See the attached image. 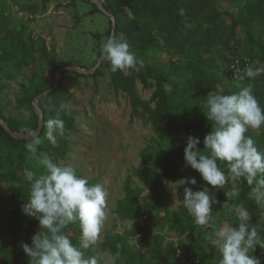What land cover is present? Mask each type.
Listing matches in <instances>:
<instances>
[{
	"label": "trees",
	"instance_id": "1",
	"mask_svg": "<svg viewBox=\"0 0 264 264\" xmlns=\"http://www.w3.org/2000/svg\"><path fill=\"white\" fill-rule=\"evenodd\" d=\"M47 1L42 0L43 8L46 7ZM219 1L105 0L103 4L104 8L116 18L117 34L127 39L131 46L130 51L135 53L138 61L143 65L139 71L113 73L108 62L105 61L111 84L117 92L122 91L128 95L133 116L152 124L154 131L161 136L172 132L180 135L183 131H189L203 141L212 130V126L206 119L202 107L208 92L218 91V72L222 70L231 81L236 82V79L230 77L225 69V64L233 58L246 55L264 64V0H246L236 14L219 9L217 5ZM40 8L39 4H33L23 5L19 10L29 11L36 16ZM227 15L230 16L231 21L225 24ZM15 16L10 10L8 1L0 0V72L9 73L6 68L9 65L19 73L27 68L32 69L30 85L25 89L26 96L19 100L21 106L28 104L32 107L35 96L52 86L47 72L55 73L65 64L59 59L54 44L48 45L45 38H37V40L32 38L33 31L29 22H22L19 29H11L9 24L15 21ZM241 25L247 28L244 40L238 38L237 29ZM158 38H162L165 45L175 48L177 53L182 51L186 64L166 61L159 52ZM229 52L232 54L230 57H228ZM137 82H140L144 88L155 86L149 99L141 97ZM242 85L253 89L255 97L264 108V75L261 74L255 79L246 78L242 81ZM238 90L234 84L231 89L221 93L229 94ZM66 91V86L59 83L55 90L39 100V103L45 102L43 105L40 104L44 112L45 126L39 136L42 143L38 146V153L50 151L56 159L66 157L71 148L70 132L77 128L78 112L72 105L70 115L61 114V118L65 120L66 131L64 137H58V146L53 147L46 139V121L55 117L56 109L61 103H67ZM0 116L17 132L29 133L28 130L35 131L38 127L37 114L26 121L7 118L2 112ZM246 135L253 139L259 149L264 150V133L258 134L249 130ZM30 141L31 139L12 136L0 124V148L3 146L9 150V154L5 157L7 161L0 163V181L10 182L7 188H0V201L10 190L15 198L24 203L30 187L22 176L24 169L30 168L37 170L38 174L43 173V166L38 163L37 156L27 158L25 145ZM186 143L178 137L170 148H156L153 144H149L141 153L144 166L133 168L127 176L123 185L125 195L118 202L116 213L132 222L131 229L125 234L107 231L102 242L103 250L114 257L117 264H136L134 260L136 253L129 248V239L145 232L140 221L157 207H161L166 212L165 222L168 227L179 229L181 235L188 234V241H181L178 247L171 242L163 247L159 243V236H155V244L150 250L155 264H175L174 259L180 250L184 254L192 250V255L200 260L199 264H207L208 259L214 258H217L215 264H219L221 259L219 252L211 250L208 253L202 250L200 242L208 244L205 238L207 228L196 225L194 218L183 205L182 216L172 211L169 206L172 195L169 184L187 177L178 172V169L184 167L190 173H198L185 163ZM200 147H203L202 142ZM16 151L17 154H14ZM220 166L226 168L225 164ZM76 171L79 176L86 177L82 170L76 169ZM133 177L151 183L160 197L158 205L155 203L147 205L143 202V189L133 184ZM195 178L197 185L190 186L194 190L202 188L204 182L200 174ZM87 179L90 184H101L97 177ZM237 185L239 195L235 200L230 201V205L246 208L252 214L251 224L256 226L264 237L262 217L264 204L257 203L256 198L252 196V187L246 182ZM215 196L220 200V204L213 205V209L220 207L225 199L223 190L216 192ZM170 214L173 216L171 217ZM6 216L7 207L0 203V254L6 259L3 264H30L22 257L21 243L26 242L31 246V236L37 232L38 221L23 213L17 217L15 224L11 225L5 220ZM26 223L29 228L25 227ZM231 224L237 226L238 222ZM65 232L73 244L78 246L79 224L69 225ZM194 243L199 244V247L195 248L191 245ZM84 254L85 257L95 255L93 247L84 250ZM257 254L259 258H264V249L258 248ZM191 264L196 262L192 261Z\"/></svg>",
	"mask_w": 264,
	"mask_h": 264
},
{
	"label": "rangeland",
	"instance_id": "2",
	"mask_svg": "<svg viewBox=\"0 0 264 264\" xmlns=\"http://www.w3.org/2000/svg\"><path fill=\"white\" fill-rule=\"evenodd\" d=\"M7 1L10 10L16 15L15 21L9 24L11 29H19L22 22H29L33 31L32 38L34 40L45 38L48 45L54 44L59 59L65 65H75L85 69H93L96 66L101 56L100 44L111 35L112 22L109 16L97 7L95 2L89 0H48L46 7L43 8L42 0ZM98 1L102 4L105 3V0ZM245 1L220 0L217 5L221 10L236 14ZM33 4L41 6L40 12L36 16L29 11L19 10L23 5L30 6ZM95 7L98 9L95 10ZM230 21L231 18L227 15L224 23L228 24ZM237 33L238 38L244 40L247 34L246 26H239ZM120 36L122 35L117 34V37ZM157 43L159 52L166 61L186 64L182 51L177 53L175 48L165 45L162 38H158ZM231 55L229 52L228 57ZM6 68L11 76L5 71L0 72V112L7 118H15L20 121L30 120L34 114L38 115L36 109L33 105L32 107L28 104L21 106L19 100L26 96L25 89L30 85L32 69L27 68L19 73L12 65ZM55 74L56 72H47L52 84L55 83ZM218 76L217 90L220 92L231 89L236 84L222 70L218 72ZM59 83L67 88V103L74 105L77 109V128L70 132L71 148L65 158L56 159L50 151H40L37 152V160L40 163V160L47 156L54 161L71 164L75 169L82 170L86 178L97 177L100 179V183L106 191L107 216L101 228L99 239L93 246V251L100 258L101 264H117L114 257L103 250L102 242L107 231L125 234L131 229L132 222L121 218L116 213L117 204L125 195L123 185L127 176L133 168L144 166L141 153L149 144H153L156 148H170L178 137L187 142L188 137L193 136V134L189 131H183L180 135L172 132L161 136L154 131L152 124L133 116L128 95L122 91L117 92L112 86L105 60L94 74H82L66 70L63 72ZM137 89L142 98L149 99L155 90V86L144 88L140 82H137ZM44 103V101H40V104L43 105ZM179 120L181 121V117ZM249 130L263 134L264 126L259 131ZM7 154H9V150L2 146L0 148V163L7 161L5 158ZM14 154H17V151ZM178 172L189 178L199 174L190 173L184 167L179 168ZM22 176L24 178V174ZM133 184L143 189L142 198L145 204L152 205L155 203L158 205L160 201L158 191L153 189L150 182H144L133 177ZM9 185L10 182L0 181V188H7ZM169 187L172 190L174 182H171ZM236 187L238 188V185ZM231 188L232 185L226 186L223 192ZM216 192L215 189H212L214 195ZM252 196L255 197L253 192ZM182 197L183 188L181 187L177 190L176 195L172 191L169 199L170 209L179 216H182ZM0 203L7 207L5 220L11 225L15 224L17 217L23 214L21 210L23 203L20 199L15 198L10 190ZM222 205L212 210L215 223L205 226L207 228L205 238L208 244L200 242L203 247L202 250L208 253L211 250L219 252V249L210 243L209 234L216 228L225 225L233 226L231 222H238L235 214L227 212ZM230 206L235 207L234 205ZM166 216V212L161 207H157L140 221L145 232L129 239V248L136 253L134 256L136 264H155L153 253L150 251L155 244V236H159V243L163 247L170 242L178 247L181 241H188V234L181 235L179 229L168 227L165 222ZM170 216L172 217L173 214ZM262 217L264 220V214ZM25 227L29 228L28 223L25 224ZM37 231H39L38 222ZM191 245L195 248L199 247L197 243ZM258 248L260 247L257 246L254 252L257 257ZM192 254V250L186 254L181 250L178 251L174 259L175 264H191L192 261L199 264L200 260ZM22 257L30 262V258L24 252H22ZM5 260V257L0 254V264L5 263ZM260 260L261 264H264V258H260ZM216 261L217 258L208 259L207 264H215Z\"/></svg>",
	"mask_w": 264,
	"mask_h": 264
},
{
	"label": "clouds",
	"instance_id": "3",
	"mask_svg": "<svg viewBox=\"0 0 264 264\" xmlns=\"http://www.w3.org/2000/svg\"><path fill=\"white\" fill-rule=\"evenodd\" d=\"M130 47L123 36L111 35L101 42L100 55L108 62L111 72L139 71L143 67ZM261 74H264V65L235 68L238 91L208 92L202 109L212 130L203 141L190 135L184 148L186 165L200 174L204 186L194 190L191 186L197 185L196 178L182 177L174 182L172 189L176 195L177 190L183 188V207L196 225L205 227L215 223L213 205L220 204L212 189L218 192L232 185L230 190L224 191L222 207L235 214L238 224L221 226L208 236L221 254L219 264H261L254 252L257 246L264 249V237L251 224L252 214L242 206H230V201L239 195L236 185L245 182L252 187L257 203L264 204V150L246 135L249 129L259 131L264 126V108L253 89L242 85L246 78L255 79ZM71 111L70 103H61L55 117L46 121V139L53 147L58 146V137L65 136V120L61 114L70 115ZM28 131L31 141L26 143L25 149L27 158L31 159L37 156L42 140L37 132ZM40 164L43 173L24 169V179L30 187L21 210L39 223V231L31 236V246L21 243L30 264H99L98 256L85 257L84 250L97 243L107 216L104 187L99 183L90 184L71 164L47 156ZM220 164H225L226 168ZM76 223L80 228L78 246L65 232L69 225Z\"/></svg>",
	"mask_w": 264,
	"mask_h": 264
},
{
	"label": "water",
	"instance_id": "4",
	"mask_svg": "<svg viewBox=\"0 0 264 264\" xmlns=\"http://www.w3.org/2000/svg\"><path fill=\"white\" fill-rule=\"evenodd\" d=\"M93 2L96 3L97 7L99 9H101L104 13H106L109 18L111 19L112 22V29H111V35H116L117 36V21L116 18L114 16L113 13L108 12L102 3H100L98 0H92ZM110 35V36H111ZM104 62V60L102 59V57L100 56L96 66L93 69H85L79 66H75V65H65L62 66L61 68H59L55 74V83L52 84L51 87H49L47 90L41 92L40 94H38L37 96H35V98L32 101V105L34 106V108L36 109L37 113H38V127L34 132H37L38 135H40L42 133V130L45 126V121H44V112L43 109L39 103V100L48 95L49 93H51L53 90H55L57 88V86L59 85L61 76L63 74L64 71L69 70V71H73V72H77V73H82V74H94L96 72V70L101 66V64ZM0 124L3 126V128L12 136L16 137V138H21V139H31V136L29 135V133H21V132H17L15 130H13L10 125L8 124V122L0 116Z\"/></svg>",
	"mask_w": 264,
	"mask_h": 264
},
{
	"label": "built area",
	"instance_id": "5",
	"mask_svg": "<svg viewBox=\"0 0 264 264\" xmlns=\"http://www.w3.org/2000/svg\"><path fill=\"white\" fill-rule=\"evenodd\" d=\"M261 66L264 65L262 62L258 60H253L249 56H237L233 58L230 62L225 64V69L228 71L229 76L235 79V68L243 69L246 66ZM264 75V74H262Z\"/></svg>",
	"mask_w": 264,
	"mask_h": 264
}]
</instances>
